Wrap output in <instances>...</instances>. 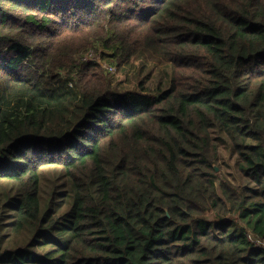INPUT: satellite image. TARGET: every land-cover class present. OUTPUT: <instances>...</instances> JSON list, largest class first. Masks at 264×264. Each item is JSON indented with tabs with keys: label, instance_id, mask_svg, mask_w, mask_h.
Returning a JSON list of instances; mask_svg holds the SVG:
<instances>
[{
	"label": "trees",
	"instance_id": "16d2710c",
	"mask_svg": "<svg viewBox=\"0 0 264 264\" xmlns=\"http://www.w3.org/2000/svg\"><path fill=\"white\" fill-rule=\"evenodd\" d=\"M0 187V264H264V0H0Z\"/></svg>",
	"mask_w": 264,
	"mask_h": 264
},
{
	"label": "rangeland",
	"instance_id": "374dc122",
	"mask_svg": "<svg viewBox=\"0 0 264 264\" xmlns=\"http://www.w3.org/2000/svg\"><path fill=\"white\" fill-rule=\"evenodd\" d=\"M95 53L99 55L100 66L105 67L110 62L107 57L103 56L102 49H98ZM112 75L114 83L120 89H138L137 85L141 82L148 90L155 92L156 90L168 88L172 79V66L170 63L164 62L155 56L139 55L132 61L130 66H125L118 71L114 70ZM214 137L217 139L218 149L213 167L220 180L235 187L252 186L251 181L238 171L237 157L233 153L226 137L217 131H214ZM3 191L0 187V192ZM218 191L220 193V190ZM228 218H230L229 215L223 219ZM238 224L240 225L241 222L238 221ZM7 235V230L0 225V253L5 249L16 248L23 241L21 236L14 240L13 237ZM249 238L257 245L261 243V240L251 232H249Z\"/></svg>",
	"mask_w": 264,
	"mask_h": 264
},
{
	"label": "built area",
	"instance_id": "2783aa9c",
	"mask_svg": "<svg viewBox=\"0 0 264 264\" xmlns=\"http://www.w3.org/2000/svg\"><path fill=\"white\" fill-rule=\"evenodd\" d=\"M83 62H95V63H100V58L99 55L95 53L94 50H89L86 53H84L82 55V59ZM105 68H107L108 70H110L111 72L114 71L113 68L109 67V66H105Z\"/></svg>",
	"mask_w": 264,
	"mask_h": 264
}]
</instances>
